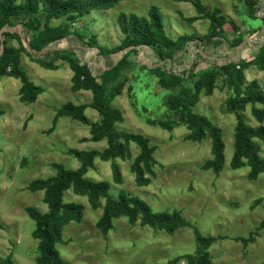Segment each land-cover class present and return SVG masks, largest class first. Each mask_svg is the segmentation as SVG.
<instances>
[{
	"label": "rangeland",
	"instance_id": "obj_1",
	"mask_svg": "<svg viewBox=\"0 0 264 264\" xmlns=\"http://www.w3.org/2000/svg\"><path fill=\"white\" fill-rule=\"evenodd\" d=\"M193 1L121 0L114 8L78 17L72 26L89 32L85 41L95 35L100 46L115 49L124 38L119 15L135 13L147 17L149 9L155 5L161 10L166 31L172 40L186 34L202 37L209 32L210 20L200 19L194 23L186 20L199 15ZM201 1L211 10L219 9L221 15L244 30L246 39L255 38L250 35L251 28L264 25L262 19L253 20L247 16L243 0ZM25 19L21 16L16 22L23 23ZM65 22L66 18L54 20L52 25ZM19 26L21 35L27 36L28 30ZM225 29L227 37L232 39L235 32L230 22L226 23ZM9 44L17 46L18 39ZM82 44L77 36L72 35L61 41L59 46L79 51ZM220 52L234 57L232 48ZM80 53L85 60H90L97 50L91 48ZM240 53L244 58L252 59L255 51L248 45H241ZM179 57L183 56L179 54ZM119 58L121 53L110 54L101 63L111 64ZM157 59L154 52L131 56L122 71L121 80L126 79L125 87L112 99V104L124 115L119 128L146 136L156 148V174L152 182L147 186L136 183L131 165L139 149L134 144L131 145V157L117 160L123 173L122 184L113 182L111 162L100 158L96 159L95 167L86 177L97 182H110L113 196L118 197L122 191L139 196L154 212L179 210L191 226L167 233L144 226L140 221L131 224L128 218L121 217L114 220L113 228L104 235L97 225L103 208H93L87 196L77 195L70 189L65 193V203L82 204L84 217L80 222L73 221L65 227L63 241L57 245L61 256L71 264H186L188 255L197 254V230L204 236L217 237L208 250L211 264H264V173L252 180L248 176L249 166L231 167L238 116L228 106L233 90L220 77L213 94L202 90L192 106L194 112L209 117L222 130L226 164L220 175H216L204 168L206 161L212 158L211 138L201 142L188 138L190 130L186 123L168 103V97L176 89H164L159 78L150 71L151 63ZM225 62V59H210L199 69ZM57 65V70L46 69L27 55H22V67L29 78L45 88L34 103L22 101L20 79L14 76L0 78V260L12 255L14 264H35L39 256V242L33 237L36 224L29 217L27 208L48 210L44 191L31 192L29 184L36 179L54 176V163L78 169L80 161L69 153L71 149L103 150L108 146L106 140H90L89 124L67 116L56 120L57 110L70 102L87 105L86 115L91 122L101 119L90 106L93 99L91 91H74L73 71L69 64L58 61ZM11 70L8 69L9 72ZM245 73L248 81L264 82V71L256 65L250 66ZM240 113L249 125H260L252 115V106L248 105ZM260 143L264 158V144ZM104 202L102 200V204ZM251 234L256 240L248 245L237 240Z\"/></svg>",
	"mask_w": 264,
	"mask_h": 264
},
{
	"label": "trees",
	"instance_id": "obj_2",
	"mask_svg": "<svg viewBox=\"0 0 264 264\" xmlns=\"http://www.w3.org/2000/svg\"><path fill=\"white\" fill-rule=\"evenodd\" d=\"M121 0H0V78L14 76L21 80V99L26 103H34L45 92V88L33 82L22 67V55L50 70H57L58 61L68 63L73 71L72 84L74 91H91L93 95L91 107L100 115L99 122H91L87 115V105L67 103L57 110L56 120L67 116L90 125L91 141L106 140L108 146L103 150H69V153L80 161L78 169H68L61 163H54L56 174L47 179L33 180L28 188L31 192L44 191V200L48 206L46 212L36 207L27 208L29 217L36 227L33 237L38 240L39 256L35 264H71L63 259L57 248L63 241L65 227L73 222H80L84 217V206L78 203H65V193L73 189L80 196H87L93 208H103V214L97 225L104 235L114 226V220L126 217L131 224L138 221L144 226L156 230L174 233L178 229L191 226L182 212H154L151 206L139 196L125 191L119 196L110 192L112 184L108 181H93L86 177L95 161H110L113 182L122 184L123 173L118 159L132 156L131 145L139 149L131 170L139 186H147L155 176L156 148L150 144L149 138L142 134L122 130L119 124L124 121L122 111L112 104L125 87L126 79L121 80L122 71L131 56L154 52L159 58L151 63L150 71L159 78L160 85L176 92L168 97L171 110L180 114L190 134L188 138L201 142L210 137L212 141V158L207 160L204 168L212 170L216 175L224 170L226 164V144L222 130L212 120L193 111L199 93L205 90L213 94L218 86V79L223 77L225 84L233 90L228 99L231 111L238 113L234 132V152L231 167L239 169L245 165L250 167L249 178L256 180L264 173V158L261 156V143L264 144V82L256 79L248 81L245 71L256 65L264 71V25L251 28L250 35L254 39H246L245 32L232 21L221 15L219 9H209L201 0H194L198 16L186 19L194 23L200 19L210 20L209 32L204 36L195 34L182 35L175 41L168 35L158 6H151L148 16L135 13H121L118 17L124 38L119 47L108 49L98 44L97 37L91 35L85 41L86 29L77 30L72 24L78 17L93 11H103L116 7ZM245 11L250 19L264 21V0H243ZM25 16L23 23L16 22ZM66 18V22L53 26L54 20ZM230 22L235 35L229 39L225 25ZM21 25L28 30L27 36L21 35ZM17 27V28H16ZM16 28V29H15ZM2 32V34H1ZM77 36L83 44L77 50L60 47L61 41L70 36ZM3 38V43L1 41ZM18 39L17 46L10 41ZM225 47L222 49L224 44ZM241 45H248L255 51L252 59L244 58L240 53ZM95 48L97 53L90 60H85L82 50ZM232 48L231 58L220 52ZM121 53V58L113 63L103 65L110 54ZM181 54L183 57H179ZM225 56V57H224ZM42 57H45L43 59ZM210 59L223 60L225 63L208 69H199L203 62ZM107 60V59H106ZM100 61V64H99ZM147 66V65H146ZM12 70L9 72L8 69ZM252 106V115L260 123L254 127L247 123L243 112ZM102 200H105L102 204ZM264 224V222H263ZM199 243L197 254L188 255L186 264H211L208 252L217 237L204 236L196 230ZM238 241L248 245L256 240L254 234L239 237ZM0 264H14L13 256L0 260Z\"/></svg>",
	"mask_w": 264,
	"mask_h": 264
},
{
	"label": "water",
	"instance_id": "obj_3",
	"mask_svg": "<svg viewBox=\"0 0 264 264\" xmlns=\"http://www.w3.org/2000/svg\"><path fill=\"white\" fill-rule=\"evenodd\" d=\"M16 28H17V27H16ZM16 28H15V29H16ZM1 34H2V32H1ZM1 41H2V43H3V38H2V36H1Z\"/></svg>",
	"mask_w": 264,
	"mask_h": 264
}]
</instances>
